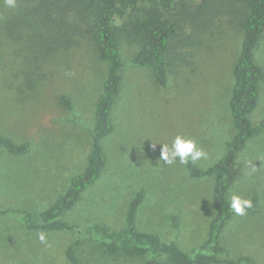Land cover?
I'll return each instance as SVG.
<instances>
[{
    "label": "rangeland",
    "instance_id": "1",
    "mask_svg": "<svg viewBox=\"0 0 264 264\" xmlns=\"http://www.w3.org/2000/svg\"><path fill=\"white\" fill-rule=\"evenodd\" d=\"M32 1L16 0V7L10 8L0 0V134L29 144L23 154L0 148V207L39 211L54 203L85 166L94 105L107 63L86 38L36 60L25 26L4 24ZM244 13L237 0H175L171 14L180 30L165 54V86L146 67L129 63L137 43L119 39L123 66L110 113L113 128L102 139L105 164L98 178L62 213L63 221L80 228L87 222L120 228L129 200L141 189L137 229L173 240L185 252L205 241L215 213L212 177H190L178 158L169 165L160 159V152L178 134L195 139L208 154L195 163L200 168L224 152L234 133L228 104ZM253 56L263 71L257 104L249 115L256 123L264 114V31ZM62 95L69 98L71 109L60 102ZM234 170L229 202L234 194L242 198L254 194L256 203L246 215L232 211L221 243L231 258L247 255L255 264H264V131L238 152ZM75 232L28 230L17 223L15 212L1 215L0 264H66L64 249ZM39 233L45 235L44 242ZM159 259L168 264L163 256ZM140 263L141 259L124 261L93 248L81 262Z\"/></svg>",
    "mask_w": 264,
    "mask_h": 264
},
{
    "label": "trees",
    "instance_id": "2",
    "mask_svg": "<svg viewBox=\"0 0 264 264\" xmlns=\"http://www.w3.org/2000/svg\"><path fill=\"white\" fill-rule=\"evenodd\" d=\"M237 1L244 5L245 13L240 20L239 52L231 69L233 85L228 105L234 133L226 141L222 155L212 164L204 168L192 163L185 165L190 177L208 175L213 180L215 213L202 244L185 252L173 240L166 241L156 233L137 229L135 215L143 197L141 189L129 200L125 223L120 228L111 229L97 222H87L80 228L60 218L79 199L81 192L98 178L105 164L102 139L113 128L110 113L119 92L123 66L119 39L125 37L137 43L130 64L146 67L158 84L166 85L165 54L180 30L178 21L171 14L175 0H33L24 12L6 20V26L13 27L18 22L25 26V36L36 60L86 38L97 57L107 63V70L94 105L90 147L83 169L69 179L65 191L46 208L29 211L0 207V216L15 212L17 223L28 230L75 229V235L64 249L66 264H81L90 248L124 261L141 259L140 264H162L160 256L168 264H255L247 255L231 258L221 243L223 228L233 213L228 192L235 177V158L251 137L264 131V114L256 123H252L249 116L256 107L259 83L263 78L253 49L264 31V0ZM60 102L71 109L67 96L62 95ZM28 147L26 141L15 143L0 134V148L11 154H23ZM245 198H251L255 205L254 194ZM171 218L175 227V217Z\"/></svg>",
    "mask_w": 264,
    "mask_h": 264
},
{
    "label": "clouds",
    "instance_id": "3",
    "mask_svg": "<svg viewBox=\"0 0 264 264\" xmlns=\"http://www.w3.org/2000/svg\"><path fill=\"white\" fill-rule=\"evenodd\" d=\"M4 2L10 8L16 7V0H4ZM177 158L181 164L187 165L192 163L194 165L201 158L207 159L208 154L197 146L195 139L178 134L174 137L170 146L167 144L162 145L160 152V159L166 164L171 165L175 163ZM229 207L236 215L243 216L254 205L251 198H242L234 194L231 196ZM38 238L41 242L45 241L43 233H39Z\"/></svg>",
    "mask_w": 264,
    "mask_h": 264
}]
</instances>
